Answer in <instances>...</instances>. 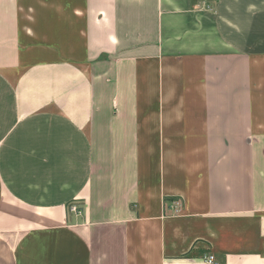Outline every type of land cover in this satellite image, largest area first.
<instances>
[{
  "label": "crops",
  "instance_id": "crops-1",
  "mask_svg": "<svg viewBox=\"0 0 264 264\" xmlns=\"http://www.w3.org/2000/svg\"><path fill=\"white\" fill-rule=\"evenodd\" d=\"M208 255L264 264V0H0V264Z\"/></svg>",
  "mask_w": 264,
  "mask_h": 264
},
{
  "label": "built area",
  "instance_id": "built-area-1",
  "mask_svg": "<svg viewBox=\"0 0 264 264\" xmlns=\"http://www.w3.org/2000/svg\"><path fill=\"white\" fill-rule=\"evenodd\" d=\"M171 210H172V214L173 215H178L180 214V203L179 201H173L171 202ZM70 211L72 213H76L77 214V208L75 206H71L70 207ZM203 262L205 264H217L216 261H215V258L211 255H208V256H205L203 258Z\"/></svg>",
  "mask_w": 264,
  "mask_h": 264
}]
</instances>
